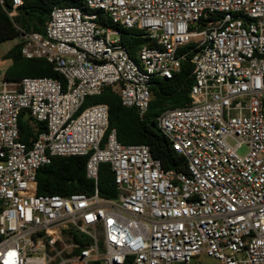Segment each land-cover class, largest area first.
<instances>
[{
  "label": "built area",
  "instance_id": "2783aa9c",
  "mask_svg": "<svg viewBox=\"0 0 264 264\" xmlns=\"http://www.w3.org/2000/svg\"><path fill=\"white\" fill-rule=\"evenodd\" d=\"M83 1L90 12L55 7L43 33L20 36L21 55L45 60L64 83L0 79V264H190L201 254L264 264V0ZM21 5L0 0L10 20ZM94 11L152 46L131 59ZM189 43L190 102L157 119L186 161L177 173L147 146L121 144L106 105L80 107L110 87L143 119L150 82L171 79ZM22 113L44 126L29 144L19 140ZM73 156L87 157L93 194H37V171ZM100 164L116 200L98 196Z\"/></svg>",
  "mask_w": 264,
  "mask_h": 264
},
{
  "label": "trees",
  "instance_id": "16d2710c",
  "mask_svg": "<svg viewBox=\"0 0 264 264\" xmlns=\"http://www.w3.org/2000/svg\"><path fill=\"white\" fill-rule=\"evenodd\" d=\"M8 3V0H6ZM8 6V4H7ZM55 7H78L90 12L83 0H22L18 14L13 19L7 16L0 6V45L19 38V43L4 56L10 65L3 73L6 82L19 83L24 78H52L63 82L62 76L43 59H26L21 55V33H43L50 13ZM96 22L101 26L111 27L120 33V44L129 57L136 60V53L142 47H151L152 43L135 29L126 30L114 26L102 11H94ZM189 43L179 49L187 53L180 63V68L171 79L154 78L150 82L151 99L148 111L143 119L138 117L134 108L123 107L116 90L105 87L97 96L84 100L80 110L87 106L104 104L108 108V131L115 129L117 140L123 145H145L153 158L161 162L162 169L177 173H186L185 159L174 152L168 139L161 132L157 119L166 110L181 108L190 102V89L193 85L192 65L189 58L194 52ZM19 140L29 144L44 126H34L22 113L18 120ZM87 157H55L50 164L41 167L36 174V193L39 195L71 194L92 195L94 181L86 175ZM96 188L99 198L116 200L117 187L109 164H100ZM76 240L78 237L74 236ZM82 239L79 238V241ZM89 264H97L90 262Z\"/></svg>",
  "mask_w": 264,
  "mask_h": 264
},
{
  "label": "rangeland",
  "instance_id": "374dc122",
  "mask_svg": "<svg viewBox=\"0 0 264 264\" xmlns=\"http://www.w3.org/2000/svg\"><path fill=\"white\" fill-rule=\"evenodd\" d=\"M114 38V36H112ZM19 38H16L14 40L2 43L0 45V79L3 76L4 71L6 70V68L10 65V61L9 60H4L3 56L12 48L14 47L17 43H19ZM89 107V106H87ZM85 107V108H87ZM83 108V109H85ZM229 143L231 145H234V142L229 140ZM247 152V147L245 145H243L241 147V149L238 151L239 155H244ZM190 264H220L219 261H217L216 259L212 258V257H208L205 254H201L197 257H193L190 260Z\"/></svg>",
  "mask_w": 264,
  "mask_h": 264
},
{
  "label": "crops",
  "instance_id": "0c3cea01",
  "mask_svg": "<svg viewBox=\"0 0 264 264\" xmlns=\"http://www.w3.org/2000/svg\"><path fill=\"white\" fill-rule=\"evenodd\" d=\"M3 77V76H2ZM2 79V78H1Z\"/></svg>",
  "mask_w": 264,
  "mask_h": 264
}]
</instances>
